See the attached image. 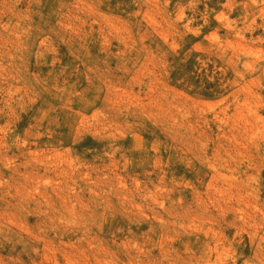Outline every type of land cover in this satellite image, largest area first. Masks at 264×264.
I'll return each instance as SVG.
<instances>
[{
  "label": "rangeland",
  "instance_id": "obj_1",
  "mask_svg": "<svg viewBox=\"0 0 264 264\" xmlns=\"http://www.w3.org/2000/svg\"><path fill=\"white\" fill-rule=\"evenodd\" d=\"M0 264H264V0H0Z\"/></svg>",
  "mask_w": 264,
  "mask_h": 264
}]
</instances>
